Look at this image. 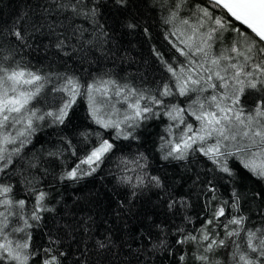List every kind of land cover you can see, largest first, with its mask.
<instances>
[{"label": "trees", "instance_id": "1", "mask_svg": "<svg viewBox=\"0 0 264 264\" xmlns=\"http://www.w3.org/2000/svg\"><path fill=\"white\" fill-rule=\"evenodd\" d=\"M172 4L173 0H127L124 5L115 0H81L83 12L96 9L93 17L58 11L52 0H0V62L8 67L19 63L51 81L32 102L38 115L56 112L64 102L66 94L52 89L60 88L65 76L76 78L81 85L114 80L147 97L159 98L164 85L173 92L163 98L164 107L153 108L155 116L139 121L136 127L131 121L121 124L124 132L119 137L117 130L95 123L86 95L77 96L70 119L64 124L47 116L35 121V131L27 136L25 146L0 172V184L13 189L11 198L26 201L25 217L35 207L31 190L48 193L44 203L53 211L40 213L41 221L34 222L27 232H31L34 249L39 250L49 246V235L54 234L66 257L61 258L63 264H200L193 257L201 254L203 247L193 241H177L188 235L199 237L202 226L212 219V211L223 202H228L225 216L208 226L210 232L220 234L219 238L225 231L223 223L231 216H248L249 227L259 226L264 219L259 214L264 203L252 199L254 193L264 191V181L243 169L238 160H228L234 173L230 177L199 151V145H193L195 150H189L185 159H164L172 147L167 141L179 142L183 132L176 126L179 121L164 113L172 105L188 109L200 94L180 96L175 77L168 71V65L189 67L188 59L179 51L184 46L172 35L173 25L164 22ZM197 4L212 8L210 1L190 0L180 10L181 18H187ZM129 23L135 27L129 28ZM235 26L240 27L237 22ZM17 29L25 35L24 42L11 35ZM9 54L11 58L3 61ZM255 100L256 94L241 98L249 108L254 107ZM188 113L185 111L184 120ZM129 131L131 135L124 139ZM100 137L113 143L114 148L96 171L76 180L65 178ZM12 147L9 145L10 151ZM138 156L143 157L139 161L143 168L125 163ZM82 168L90 170L88 165ZM151 176L159 177L160 186L148 182ZM129 177L131 183L125 182ZM138 178L144 179L143 185L138 186ZM234 190L241 197L239 213L231 208ZM10 210L18 211L15 206ZM10 220L6 233L24 238L26 233L12 231L22 227V221L15 217ZM98 241H104L107 247L98 248ZM231 251L217 250L212 264H232ZM33 261L35 257L29 264ZM0 264L13 262L4 258Z\"/></svg>", "mask_w": 264, "mask_h": 264}, {"label": "snow or ice", "instance_id": "2", "mask_svg": "<svg viewBox=\"0 0 264 264\" xmlns=\"http://www.w3.org/2000/svg\"><path fill=\"white\" fill-rule=\"evenodd\" d=\"M126 2L127 0H115V3L120 5ZM80 3L81 0H52L58 11L70 12L73 15H96L95 8L83 12ZM189 3L190 0H173L169 15L164 20L166 24L173 25L175 31L172 35L177 36L179 43L184 46L179 51L188 59L189 67L181 66L177 69L168 65V71L175 77V87L180 96L203 93L208 88H220L223 93L206 98L198 95L188 109L177 105L168 108L164 114L171 120L185 124L184 113L188 111L195 121L199 122V127L194 130L193 124H186L179 142L173 144L172 141H167L172 147L164 159H185L189 150H195L193 145H199V151L230 177L234 176V173L228 166V160L234 158L258 181H264V0H210L211 10L197 4L190 9L187 18H181L180 10ZM216 9L220 10L219 15L215 14ZM236 22L240 27L235 26ZM128 27L133 28L135 25L129 23ZM225 33L229 36L235 33L236 36L229 39ZM11 35L21 42L25 41V35L18 29L13 30ZM61 46L62 42L57 44L58 48ZM194 57H200V60ZM10 58L11 54L6 55L3 61ZM201 72L204 75H201ZM62 79V86L53 87L52 91L65 93L66 99L56 112L38 115L31 106L32 102L37 100L45 85L51 81L46 76L21 67L19 63L15 67H8L4 62H0V172L11 164L12 155H18L25 146L27 136L35 131V121L44 120L47 116L53 117L54 122L58 124H64L70 119L69 113L76 103L77 96L86 95L95 123L104 129L117 130L119 137L124 132L121 124L131 121L132 127L138 126L139 121L156 115L153 111L155 106H165L164 97L173 95L168 85H164L158 98L147 97L134 88L119 85L114 80L93 81L81 85L74 77L65 76ZM202 83L206 88L200 87ZM251 94H256L254 107L246 109L241 98ZM113 96L120 98L118 102H122V106L123 103L127 104L123 120L113 118L119 115V109L110 103ZM142 101L149 103L142 104ZM129 109L131 115L127 114ZM179 124L176 126L179 127ZM17 125L23 127L17 129L13 135L11 129H16ZM130 135L131 131L123 138L128 139ZM9 145L14 146L11 151ZM113 148V143L100 137L97 145L66 173L65 178L76 180L82 175H91ZM142 159V156H138L125 163L143 168L144 165L139 163ZM83 165H88L90 170L85 172ZM147 180L160 186L159 177L151 176L147 177ZM125 182L131 183V178H127ZM137 184L143 185L144 179L138 178ZM12 191L11 186L0 184V197H3L0 199V207L3 208V211H0V261L6 258L13 264H29L35 257L38 264H63L61 258L65 257V254L59 250V239L54 234L49 235V246L39 250L34 249L31 232H27L34 222L38 224L41 221L40 213L53 211L44 203L48 193L37 191L35 188L31 190L35 196V207L31 215L25 217L23 210L26 201H14L10 196ZM232 195L231 208L239 213L240 194L234 190ZM252 199H259L264 203V191L254 193ZM227 205L228 202L225 201L212 211V219H208L202 226L199 237L188 235L177 243L193 241L202 246L203 252L193 257L200 264H212V256L217 254V250L228 248L232 249L229 253L232 264H264V219L259 226L249 227L250 218L237 214L223 223V238H219V233L209 231V225L219 222V219L225 216ZM13 206L18 211L10 210ZM259 214L264 217V210ZM12 217L23 223L22 227L12 229L13 232L26 233L22 242H14L6 234ZM97 247L103 249L107 244L98 241ZM184 259L182 255L180 260ZM36 261H33V264H36ZM216 264H219V261Z\"/></svg>", "mask_w": 264, "mask_h": 264}, {"label": "rangeland", "instance_id": "3", "mask_svg": "<svg viewBox=\"0 0 264 264\" xmlns=\"http://www.w3.org/2000/svg\"><path fill=\"white\" fill-rule=\"evenodd\" d=\"M225 36H229V34H228V33H225ZM235 36H236L235 33H231V35L229 36V39H231V38H233V37H235ZM201 75H204V73L201 72ZM214 82H215V81H214ZM201 86L206 88V85L203 84V83L201 84ZM222 93H223V90L220 89V88H217L216 90H213V89L208 88L205 92L200 93L199 96H202V97L206 98V97H210V96L213 95V94H216V95L219 96V95L222 94ZM98 99H100V98L98 97ZM105 99H106V98H105ZM118 101H120V99H118L117 97L112 98L111 101H110L111 104H114V105L116 106V108L119 109V115H118V116H115V117H113V118H115V119H119V120H122L123 118H122V116H120V114L122 113V111H124L123 113H125V108L127 107V104H126V103H123V106H122V102H118ZM244 107H245L246 109L249 108V107L246 106V105H244ZM128 115H131V110H130V112L128 113ZM186 116H187L188 118L185 120V124H179V122H178L179 127L182 128L183 131H184V129H185L186 124H193V129H194V130H195L196 128L199 127V122L195 121V118H194V117H192L189 113L186 114ZM178 124H177V125H178ZM22 127H23L22 125H17V126H16V129H12V130L14 131V135H15V133H16V130H17V129H21ZM21 139H25V138H24V137H21ZM18 142H19V141H17V145H16V146H18ZM1 198L3 199V197H0V199H1ZM20 223H21V222H19V224H16V225H20ZM14 225H15V223H14ZM6 234H7V233H6ZM8 237H9V239L13 240L14 242H15V241H21V242H22V240H23V239H22L23 237H22V238L16 237L15 234H14V237H11L10 235H8ZM0 242H2V238H0Z\"/></svg>", "mask_w": 264, "mask_h": 264}, {"label": "water", "instance_id": "4", "mask_svg": "<svg viewBox=\"0 0 264 264\" xmlns=\"http://www.w3.org/2000/svg\"><path fill=\"white\" fill-rule=\"evenodd\" d=\"M207 1H210V0H207ZM238 23V22H237Z\"/></svg>", "mask_w": 264, "mask_h": 264}]
</instances>
